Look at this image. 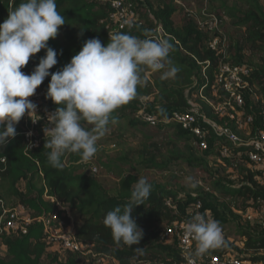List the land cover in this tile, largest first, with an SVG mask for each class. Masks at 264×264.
Returning <instances> with one entry per match:
<instances>
[{"label":"trees","instance_id":"trees-1","mask_svg":"<svg viewBox=\"0 0 264 264\" xmlns=\"http://www.w3.org/2000/svg\"><path fill=\"white\" fill-rule=\"evenodd\" d=\"M137 1L143 26L138 30L119 32L144 39L158 24L164 26L173 37L169 40L172 49L168 60L180 69L174 76L164 79L162 75L144 68L134 98L113 113L117 122L110 123L109 129L123 123L143 132L141 148L135 151H138L139 159L132 160L126 152L108 161H100L103 169L120 175L119 183L110 190L89 174V165L81 163L77 154L66 153L61 157L64 167L59 170L52 168L47 163L50 150L44 148L50 137L45 136L44 129L54 125L40 120L37 133L43 138L42 144L28 149L24 136L26 123L20 120L15 126V137L8 138V142L0 146V225L4 219V208L12 210L21 207L30 221L19 220L14 230L0 234L1 244L6 248V255L0 256V264H80L86 259L90 260V264H181L185 257L177 241L163 239V233L174 222L190 219L198 201L207 211L206 217L219 222L221 227L235 223L242 239L239 244L226 236L222 247L209 252L221 256L235 252L247 260L264 264V227L260 222L246 218L251 211L261 213L264 172L254 168L247 156L248 148L238 146L223 156L221 150L231 147L227 138L218 134L211 124H204L208 128V149L205 150L201 148L197 136L179 124L151 125L138 116L144 105L142 98L148 97L146 112L161 120L170 118L174 112L198 109L214 125L229 127L243 136L236 119L220 117L199 95L203 89L204 96L214 102L232 98L230 91L221 88L216 93L212 88L221 63H229L231 66H245L251 72L244 77L247 85L237 88L244 100L239 108L242 119L252 117L246 132L254 135L264 130V4L262 0H209L210 7L215 11L210 13L219 19L220 28H226L223 32L227 38L225 47L221 48L220 44L218 50H212L209 41L218 35L217 31L201 27L198 20L185 14L173 0L161 3ZM20 2L0 0V24ZM215 3L217 6H214ZM56 4L65 24L59 29L61 38L56 36L48 41V45L57 51L58 61L49 70L50 73L60 71L70 63L86 40L98 38L103 45L110 41L112 8L108 0H56ZM225 17L228 18L227 25L226 20L223 21ZM45 55L46 50L42 49L30 58L21 71L30 75ZM168 66L166 64V68L158 73L162 74ZM50 80L51 75L38 88L46 86L48 90ZM42 108L44 112L56 110L57 105L48 99ZM161 131L162 135L172 132L173 150L159 158L154 152L156 145L152 140ZM213 158L219 161V172H226L233 182H224L218 175L210 173ZM176 162L206 169L209 188L197 186L180 194L166 184L148 181L152 185L149 197L132 212L143 237L139 245L133 247L117 245L103 219L108 211L115 207L123 210L130 202L134 187L128 182L130 169L138 173L164 171ZM21 183L23 187H20ZM54 214H57L55 220L52 218ZM44 219H50L54 232H65L73 225L71 231L84 250L77 252L62 247L57 251H63V255L50 252L54 245L53 234L46 228ZM23 227L26 232H23ZM136 247L143 248V253L136 252ZM194 252L195 247L192 254Z\"/></svg>","mask_w":264,"mask_h":264},{"label":"clouds","instance_id":"clouds-1","mask_svg":"<svg viewBox=\"0 0 264 264\" xmlns=\"http://www.w3.org/2000/svg\"><path fill=\"white\" fill-rule=\"evenodd\" d=\"M65 24L57 11L56 0H21L0 24V146L15 137L16 125L27 113L30 117L36 105L33 96L46 77L51 75L46 98L57 108L48 119L54 127H45L49 149L47 163L62 169L61 157L77 154L81 163L89 162L98 151V141L115 124L113 113L136 95L144 68L163 71L162 78L174 76L180 69L168 60L172 44L167 39H139L124 32L110 34L103 45L98 38L88 39L82 49L62 70L50 73L57 61V51L48 45ZM46 50L33 72L21 71L31 57ZM62 54V53H61ZM143 66V68H142ZM85 124L91 127H86ZM31 147V145H29ZM195 187L193 177L186 178ZM152 185L140 178L131 190L130 202L106 213L103 224L111 230L117 245H139L143 231L132 217L135 207L144 204ZM184 235L195 241V257L225 244L219 222L196 213L183 225ZM135 251L143 253V248ZM189 264H193L190 259Z\"/></svg>","mask_w":264,"mask_h":264},{"label":"built area","instance_id":"built-area-1","mask_svg":"<svg viewBox=\"0 0 264 264\" xmlns=\"http://www.w3.org/2000/svg\"><path fill=\"white\" fill-rule=\"evenodd\" d=\"M108 1L112 8V13L110 16L111 27L109 26L110 34H115L116 32L122 30H137L143 26L144 21L142 20V13L140 11V8L138 9L136 6V2H138L137 0ZM140 1L143 2V0ZM149 1L161 3L163 0ZM173 2L177 4L185 14H188L198 20V23L201 27H209L217 31L218 35H216L209 41V47L212 50H218L220 44L221 48L226 46L227 38L219 27V19L215 14L210 13V11H208V7L206 6L208 0L204 1L205 6L200 11L192 6H188L183 0H173ZM145 38L167 39L169 41L173 37L168 33L164 26L158 24L157 26H155L152 32L145 36ZM250 73V69L245 66H231L229 63H221L218 73L215 77V82L212 86L213 92L219 93L222 88L230 91L232 98H223V100L214 102L213 100H209L204 96L203 89L199 92L201 98L206 99L220 117L227 116L230 119H236L238 130L242 127H245L247 130L248 123L252 121L251 116H248L245 120L242 119V112L239 108L243 106L244 100L242 94L237 91V88H243L247 85L248 82L244 77L249 75ZM205 78L207 79L206 76ZM46 93V86L37 88L35 94L28 98L36 105L35 112L31 114V117L26 113L21 119L26 123L24 136L28 149H34L41 146L43 138L37 133V126L39 124V121L46 120L49 122V115L55 112V110L45 112L43 111L42 104H46L48 101V99L46 98ZM142 101L144 105L138 112V116H140L141 119L148 122L149 124L156 125L158 123H177L184 129L192 131V133L199 139L201 148L205 150L208 149V142L206 140L208 128L204 124H211L213 129L218 134L224 135L227 138L229 146L231 147L230 149L228 147H224L221 150V154L223 156H227L231 149L235 147L246 146L248 148V159L250 160L254 168L264 172V130H260L254 135L246 132V135L244 137H241L237 132L231 130L229 127L214 125L212 121L209 120L198 109L189 112H174L170 118L161 120L151 112H146L149 98L143 97ZM29 145H31V147ZM92 171L93 173H96L97 168H93ZM21 209V207H17L16 209L12 210L4 208V219L2 224L0 225V234L4 233L5 231L14 230V228H16L17 222L19 220H22L18 216V211ZM193 213H201L207 215V211L203 210V204L201 201H198L195 204ZM260 214L261 217L259 222L264 227V205ZM246 216L247 219L256 221V219L252 218L253 215L251 212L247 213ZM52 218L53 220H55L57 218V214H54ZM188 220V218H184L183 220L174 222L172 225L167 227L163 233V239L170 242L174 240L177 241L179 249L185 257L184 262H182L181 264H189L190 259L193 261V264H260L258 262L247 260L235 252H231L225 256L209 252L200 257H195L194 254H192V250L195 247V241L186 238L184 235L183 225ZM24 221H26V223L29 222V216H27ZM43 221L46 228L53 234L52 239H54L55 237L56 239L60 240L64 248L77 252H82L84 250V247L81 246L75 239L72 231L67 230L62 233L54 232L50 227V219H44ZM23 232H26L25 227H23ZM145 264L154 263L148 262Z\"/></svg>","mask_w":264,"mask_h":264},{"label":"rangeland","instance_id":"rangeland-1","mask_svg":"<svg viewBox=\"0 0 264 264\" xmlns=\"http://www.w3.org/2000/svg\"><path fill=\"white\" fill-rule=\"evenodd\" d=\"M183 1L186 2L188 6H192L198 9V11H200L205 6V3H204L205 0H183ZM262 2L264 4V0H262ZM136 6L138 9L140 8V5L138 2H136ZM206 6L208 7L209 11L215 13V11H213L212 8L210 7L209 0H208V3H206ZM214 6H217V4L215 3ZM224 20H226L225 25H227L228 18L225 17L223 21ZM221 28H222L221 29L222 32L223 31L226 32L225 31L226 28H223L222 26ZM60 36H61V33L59 31L57 37H59L60 39L61 38ZM158 72H153V73L162 75L161 73H158ZM149 129L147 128V130ZM239 130L242 132V134H244L243 136H241L240 134L239 135L241 137H244L246 135V128L242 127ZM163 131H161L159 135H156L152 140L154 146L156 145L154 152L159 158H162L164 155L171 153V151L173 150L171 146L172 141L170 139L173 136L172 132L168 131L167 133H165V135H162ZM142 134L143 132L137 131L134 128L132 129L129 125L123 124V123H121V126L117 125L116 127L110 128L107 134L98 141L97 153L94 155V157L89 162H87V164L89 165L88 170H87L89 174H92L96 178H98V180L106 188L110 190L114 189L120 181V175H117L116 171L108 172L105 169H103L102 166L100 165V161H108L126 152H129L128 156L131 157L132 160L134 161L138 160L139 159V156L137 153L138 151L137 152L135 151L141 148V143L144 140V138L142 137ZM152 151H153V148H152ZM212 162H213L212 163L213 168L210 170L211 174L218 175L220 178L223 179L224 182H229V183L233 182V178L228 177L226 172H223V171L219 172V166H218L219 161H216V159L213 158ZM93 168H97L96 173H93L92 171ZM125 170L127 172L129 171L128 169H125ZM206 172H207L206 169L201 170L200 168L191 167L190 165H187L184 162H176L172 164L169 169H166L164 171L152 170V171H143L141 173H138L130 169L129 173L131 174V176L128 177V182L131 186H134L136 182L138 181V179L145 178L147 181L154 180L158 183L166 184L167 186L176 189L180 194H183L187 191H191L193 188L197 186H203L205 188H209V185L207 182L208 174ZM189 176L193 177L194 180L197 182L195 187H192L187 182L186 178ZM20 187H23V183L20 184ZM251 213L253 215L252 218L256 219V221L259 222L261 214L255 213L253 211H251ZM18 216L19 218L24 220L28 216V214L23 209H21L18 211ZM73 227L74 226L71 225L68 228L71 231ZM222 231H223L224 237L227 236L228 238L235 240L239 242V244H241L242 239L240 238L238 234V228L235 223L231 222V223H227L226 225L222 226ZM53 244H54L53 247L50 248V252L52 253L57 252L63 255L64 254L63 251H60V252L57 251L58 249L59 250L62 249L63 247L62 242H60V240L54 237ZM5 255H6V248L1 244V241H0V256L4 257ZM80 264H90V260L86 259L83 262L81 261Z\"/></svg>","mask_w":264,"mask_h":264}]
</instances>
